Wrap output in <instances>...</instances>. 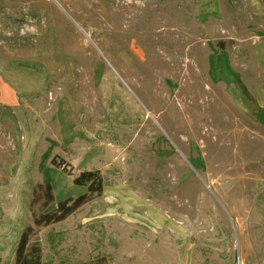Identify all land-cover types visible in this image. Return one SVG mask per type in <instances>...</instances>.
<instances>
[{"label":"rangeland","instance_id":"rangeland-1","mask_svg":"<svg viewBox=\"0 0 264 264\" xmlns=\"http://www.w3.org/2000/svg\"><path fill=\"white\" fill-rule=\"evenodd\" d=\"M262 9L0 0V264L35 226L37 185L53 187L51 211L88 192L84 171L103 196L35 228L44 264H264V119L213 75L218 44L243 34L232 22Z\"/></svg>","mask_w":264,"mask_h":264},{"label":"crops","instance_id":"crops-1","mask_svg":"<svg viewBox=\"0 0 264 264\" xmlns=\"http://www.w3.org/2000/svg\"><path fill=\"white\" fill-rule=\"evenodd\" d=\"M254 16H261V21L232 22L231 33L243 34L230 38L235 42L232 48L215 56L213 75L224 80L226 93L239 110L260 121L264 119V10L254 11Z\"/></svg>","mask_w":264,"mask_h":264},{"label":"trees","instance_id":"trees-1","mask_svg":"<svg viewBox=\"0 0 264 264\" xmlns=\"http://www.w3.org/2000/svg\"><path fill=\"white\" fill-rule=\"evenodd\" d=\"M221 44H218L219 48L225 49L224 45ZM52 164L59 168H64L65 171L66 164L64 161L57 163L54 160ZM74 184L87 187L88 192L79 198H70L60 202L51 211H46V209L55 201L53 187L50 184L37 185L33 202L37 204L39 213L35 214V226L27 227L20 238L15 253V264H44L41 243L33 238L35 228L47 227L65 221L86 204L103 196L105 183L99 171H84L80 173L75 177Z\"/></svg>","mask_w":264,"mask_h":264}]
</instances>
